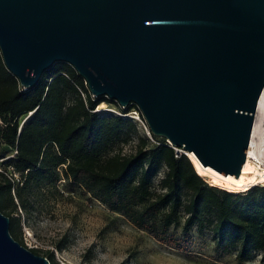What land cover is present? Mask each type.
<instances>
[{
    "label": "water",
    "instance_id": "water-1",
    "mask_svg": "<svg viewBox=\"0 0 264 264\" xmlns=\"http://www.w3.org/2000/svg\"><path fill=\"white\" fill-rule=\"evenodd\" d=\"M0 53L27 91L72 66L92 97L135 104L150 134L224 182L264 90V0H0ZM0 264H50L1 212Z\"/></svg>",
    "mask_w": 264,
    "mask_h": 264
},
{
    "label": "trees",
    "instance_id": "trees-1",
    "mask_svg": "<svg viewBox=\"0 0 264 264\" xmlns=\"http://www.w3.org/2000/svg\"><path fill=\"white\" fill-rule=\"evenodd\" d=\"M102 103L119 108L105 97L93 98L74 68L62 62L24 90L0 53V159L16 151L0 165L12 167L23 179L14 185L0 173V212L9 218L16 242L21 234L18 208L27 209L35 192L55 189L64 180L68 190L82 189L163 245L184 251L195 229L211 233L219 256L234 252L235 264H246L256 252L264 257V186L249 185L234 194L212 185L186 155L175 157L164 139L139 136L138 122L95 112ZM133 139V154L116 151ZM179 226L182 239L170 233ZM30 251L39 256L38 250ZM42 257L51 264L52 254Z\"/></svg>",
    "mask_w": 264,
    "mask_h": 264
},
{
    "label": "rangeland",
    "instance_id": "rangeland-1",
    "mask_svg": "<svg viewBox=\"0 0 264 264\" xmlns=\"http://www.w3.org/2000/svg\"><path fill=\"white\" fill-rule=\"evenodd\" d=\"M100 106V111L112 108L106 103ZM138 127V135L149 139L139 122ZM135 145L133 139L116 151L129 156L135 152ZM0 168H4L3 164ZM9 172L7 168L6 173ZM162 176L163 172L155 184ZM205 178L230 193L245 192L230 190L225 183L217 181L222 184L219 185L212 182L216 180ZM64 184L65 181L61 180L55 189L44 187L35 192L28 208H18L17 211L21 219L19 244L29 250H38L39 256L52 254L51 264H235L234 252L219 256L214 251V242L208 231L199 234L193 229L185 250L179 251L136 229L82 189L70 191ZM180 222L182 224L183 220ZM170 233L182 239L180 226L172 227ZM246 264H264L262 253H253Z\"/></svg>",
    "mask_w": 264,
    "mask_h": 264
},
{
    "label": "built area",
    "instance_id": "built-area-1",
    "mask_svg": "<svg viewBox=\"0 0 264 264\" xmlns=\"http://www.w3.org/2000/svg\"><path fill=\"white\" fill-rule=\"evenodd\" d=\"M100 105L96 107L95 112H110L116 116L131 118L134 121L141 123L149 137V140L152 141L150 131L145 121H142L140 119L141 113L135 104H130L128 106V107L134 106V108H132L131 111L128 112L127 114H122V112L128 107L122 108L118 105L119 108L112 106V108H109V109L108 108L102 109L105 111H100L99 109V107H101ZM153 143L156 144L155 142ZM166 144L175 151V157H180L182 154L185 155V152L182 149L173 147L167 141H166ZM15 154H16V151H14L12 155L4 159H0V163L6 162L10 158H12ZM246 160H249L250 164L253 166L255 170V183L251 184L248 187V189L252 187H256V186H260V187L264 186V113L258 114L257 109L255 113L253 114L252 129L250 133L249 142L246 148ZM7 168L10 171L9 174L6 173ZM7 168L5 170L3 168H0V173H4L14 185H22L23 179L21 178V176L18 173H16L12 167H7Z\"/></svg>",
    "mask_w": 264,
    "mask_h": 264
},
{
    "label": "bare ground",
    "instance_id": "bare-ground-1",
    "mask_svg": "<svg viewBox=\"0 0 264 264\" xmlns=\"http://www.w3.org/2000/svg\"><path fill=\"white\" fill-rule=\"evenodd\" d=\"M257 113L258 114H263L264 113V90L261 94V97L258 102V108H257ZM189 158L191 159L193 165L196 167L197 171L202 175L207 178H210L207 174H204L199 170V167L195 164V162L192 160L191 156L187 154ZM221 183H225L228 189L230 190H241L245 188L246 186L250 184L255 183V170L253 166L250 164L249 160H246L240 175L238 177L233 178L232 176L228 175L226 180L220 181Z\"/></svg>",
    "mask_w": 264,
    "mask_h": 264
}]
</instances>
